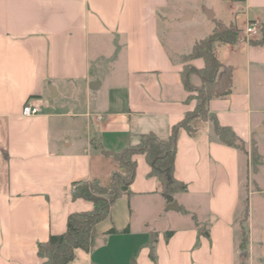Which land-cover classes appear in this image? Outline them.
I'll return each mask as SVG.
<instances>
[{
  "label": "crops",
  "instance_id": "crops-1",
  "mask_svg": "<svg viewBox=\"0 0 264 264\" xmlns=\"http://www.w3.org/2000/svg\"><path fill=\"white\" fill-rule=\"evenodd\" d=\"M216 21L238 37L215 44L233 68V89L209 108L246 151L224 143L212 120L193 118L192 131H178L174 171L187 190L168 202L137 154L131 193L68 264H264V0H0V264H40L39 244L64 233L71 213L93 208L73 189L82 180L111 185L120 164L102 149L122 150L149 132L167 138L195 107L181 58ZM249 22L260 32L245 38ZM196 23L206 35L180 49L179 27ZM28 104L40 113L24 115ZM111 228L128 231L106 234Z\"/></svg>",
  "mask_w": 264,
  "mask_h": 264
},
{
  "label": "trees",
  "instance_id": "trees-1",
  "mask_svg": "<svg viewBox=\"0 0 264 264\" xmlns=\"http://www.w3.org/2000/svg\"><path fill=\"white\" fill-rule=\"evenodd\" d=\"M238 37V29L233 25H227L222 21H216L212 32L205 38L197 41L192 51L183 55L184 62L181 72L182 80L188 91L186 103L195 100L193 109L185 112L184 118L172 127L171 134L167 138H161L154 132L141 134V140L137 144H128L119 151L102 149L103 153L114 157L120 164V169L113 172L110 186L101 184L98 179L82 180L75 182L73 198H85L94 204L91 210L73 212L68 216L67 230L60 234H51L46 242L38 246L40 264H68L75 257V250L82 248L89 251L98 236L97 224L105 219L112 204L122 195L131 193V185L137 173V154H143L151 166V175L159 178L161 193L168 202L174 200V194L187 190V185L175 176V161L177 154L178 131L181 127L192 131L191 120L202 117L213 121L215 130L221 140L228 144L246 151L245 143L229 127L222 126L217 117L211 113L209 102L211 99L230 94L233 89V68L223 65L220 61L215 44L217 42L232 43ZM201 57L205 64L196 67L190 63L194 58ZM198 79V83L194 81ZM253 162L259 161L256 145L252 150ZM196 219V218H195ZM248 219V206L241 220L242 246L248 241L245 223ZM199 231L209 234L201 226L197 219ZM128 228L119 231L111 228L106 234L127 232ZM173 231L166 232L168 240ZM150 256L155 260L154 247H151Z\"/></svg>",
  "mask_w": 264,
  "mask_h": 264
},
{
  "label": "rangeland",
  "instance_id": "rangeland-1",
  "mask_svg": "<svg viewBox=\"0 0 264 264\" xmlns=\"http://www.w3.org/2000/svg\"><path fill=\"white\" fill-rule=\"evenodd\" d=\"M176 1H173V3L175 4ZM187 3V0H180V5H185ZM178 4V3H177ZM203 25L200 23H196L194 24V26L191 27V25H184L183 27H179L178 29V34L177 36L179 38H182L183 40L180 42L177 43L178 47L180 49H188L189 45H190V39H191V35L192 34H195V35H198V37H204L206 34L202 27ZM188 51V50H186ZM196 82V81H195ZM198 83V82H197ZM262 203L259 201L256 205H261Z\"/></svg>",
  "mask_w": 264,
  "mask_h": 264
},
{
  "label": "built area",
  "instance_id": "built-area-1",
  "mask_svg": "<svg viewBox=\"0 0 264 264\" xmlns=\"http://www.w3.org/2000/svg\"><path fill=\"white\" fill-rule=\"evenodd\" d=\"M260 29L257 26L256 23L254 22H249L245 28V30L243 31V36L245 38H249L253 35L259 34ZM41 109L38 105H34V104H28L25 105L23 108V114L26 116H31V115H35L40 113Z\"/></svg>",
  "mask_w": 264,
  "mask_h": 264
},
{
  "label": "water",
  "instance_id": "water-1",
  "mask_svg": "<svg viewBox=\"0 0 264 264\" xmlns=\"http://www.w3.org/2000/svg\"><path fill=\"white\" fill-rule=\"evenodd\" d=\"M170 207H171V208H175V207H177V202H174L173 204H171Z\"/></svg>",
  "mask_w": 264,
  "mask_h": 264
}]
</instances>
